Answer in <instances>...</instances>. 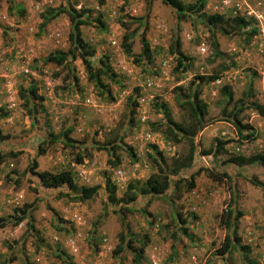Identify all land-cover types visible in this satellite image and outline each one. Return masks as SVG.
I'll use <instances>...</instances> for the list:
<instances>
[{
    "label": "rangeland",
    "instance_id": "rangeland-1",
    "mask_svg": "<svg viewBox=\"0 0 264 264\" xmlns=\"http://www.w3.org/2000/svg\"><path fill=\"white\" fill-rule=\"evenodd\" d=\"M57 7L88 9L91 23L80 26L81 37L94 49L93 68H100L98 59L106 56L115 74L116 81L100 75L111 98L88 79L78 57L61 66L43 61L49 52L64 51L69 44L65 13L42 25V14ZM202 12L255 16L257 33L248 41L244 34H223L195 13L178 21L162 0H103L102 4L97 0H0V217L7 218L23 203L35 202L31 229L28 220L17 225L7 221L0 227V264H132L128 248L112 255L121 222L127 224L133 245L145 241L141 264H264V167L222 162L229 154L249 155L264 148V119L250 109L242 111V120L252 125L256 137L241 140L225 117L232 103L226 104L220 92L227 85L232 100L243 99L251 81L252 99L264 103V0H206ZM121 22L127 24V32H133L129 54L120 44ZM142 31L151 51L150 63L134 61L140 54ZM175 42L189 64L182 73L175 67ZM227 64L218 79L200 86L208 123L193 138L196 146L190 165L171 175V180L180 179L177 189L172 192L171 185L163 195L142 194L145 179L155 171L149 158L151 145L161 152L167 168L188 150L185 139L174 143L163 137L164 119L154 103H165L171 117L179 120L183 112L175 103V88L187 92L193 76L214 74ZM30 85L41 97L31 115L18 92ZM133 87L138 88L137 106L130 114L127 98L133 96ZM66 128L74 140L69 145L61 139L46 141L49 131L56 134ZM216 140L226 141L221 153L199 154ZM106 142L120 145L115 149V165L105 149H97ZM127 145L134 156L124 148ZM38 148L43 152L38 154ZM32 158L35 170H68L77 186L98 185L96 194L70 201L59 196L65 187L43 188L27 171ZM199 167L219 179L201 171L188 190L185 179ZM221 172L226 176L218 175ZM105 178L115 185L117 197L128 183L134 185L136 198L127 205L130 211L122 203L107 202ZM227 206L240 213L236 234L239 246L246 249L234 245L221 256L216 249L226 229L219 214ZM174 212L184 219L185 233ZM59 219L68 232L57 229ZM58 251L66 254L64 260L57 258Z\"/></svg>",
    "mask_w": 264,
    "mask_h": 264
},
{
    "label": "trees",
    "instance_id": "trees-1",
    "mask_svg": "<svg viewBox=\"0 0 264 264\" xmlns=\"http://www.w3.org/2000/svg\"><path fill=\"white\" fill-rule=\"evenodd\" d=\"M165 4L170 6L175 14L176 20L183 19L189 13H195L200 17L202 22L206 24L208 27L217 29L219 32L223 34H238L243 35L246 41L250 39L255 33H257V28L255 27L256 17L255 16H243V15H235V16H226L222 13H210L205 14L202 12V9L206 3V0H194L190 3H184L182 0H162ZM99 4L103 3V0H97ZM65 13L68 18L69 28L67 32V39L69 41L68 47L66 50H54L49 52L44 57L45 63H51L55 66L61 65H69L75 58H79L82 65L84 66L88 79L96 86L102 93L111 98V92L106 87L104 83L101 82L100 75H105L111 81L115 80V74L111 70L109 66L106 56H101L98 59L101 64L100 68H93L90 57L94 53V49L83 40L80 33V26L89 25L91 23V19L89 18L88 9H75L73 7H57V8H48L45 14H42V25H45L50 19L55 18L58 14ZM96 21L100 23L98 17H96ZM121 27L124 29V33L121 37V46L125 53H130V40L133 36V32H127V24L121 22ZM226 27H230L229 30ZM247 28V30H244ZM143 29V28H142ZM249 29V30H248ZM243 30V31H242ZM144 32L142 31L140 34V54L139 56L134 57V61L145 63H150L151 61V51L149 49V45L147 40L144 37ZM178 44L175 42L174 51L176 52L175 56V67L179 70V73L187 70L189 68L188 60L185 55L177 50ZM137 59V60H136ZM230 65H224L214 74L211 75H203L198 74L193 76L188 83L187 92L181 89L180 86L175 88V103L179 109L182 110L183 114L179 118V120H175L171 117L170 112L163 102H155L154 106L159 109L162 113V117L164 119V129L162 130L163 137L166 140L172 141L174 143L180 142L181 139H185L188 143L187 154L182 158H177L174 160V166L167 168V164L165 163V159L161 152L157 150L154 145H151V150H153L152 154H149V158L155 166V171L148 175V177L144 181V187L141 189L142 194H151L153 196H159L166 193L167 189L171 188L172 192L177 189V185L180 179L171 180V175H176L178 171L182 168H186L190 165L193 153L195 150V143L193 138L195 135L208 123V120L205 119L206 115V103L202 100L200 96V86L203 83L213 81L218 79L220 76V72L225 70ZM74 81L76 78L73 76ZM19 96L22 99V106L24 107L27 114H32L33 107L36 105V101H40L41 97L37 95V89L35 86L30 85L26 89L20 88L18 90ZM132 92L134 93L131 98H127L129 100V104L131 105L130 114L134 113V109L137 106V102L135 96L137 95L138 88L133 87ZM221 94H223L225 98V103H232V107L230 111L225 115L226 119H229L238 134V138L244 141H252L256 137V133L251 124H249L246 120H242L240 114L244 110H252L259 117L264 119V103H259L252 99L251 93V81L249 82V86L245 91V95L243 99H238L236 101L232 100V93L229 90L227 85H223L220 88ZM223 113V110L222 112ZM222 119V118H219ZM70 128H66L60 133L53 134L51 131L48 132V138L46 141L48 143L53 142L57 139H61L63 144L69 145L74 140H72L68 135L70 133ZM59 135V137H58ZM120 141V140H119ZM226 141L216 140V143L212 148L199 150V154L201 155H216L223 151V147ZM120 145L118 143L106 142L105 144H101L97 146V149H105L108 154L112 157V165L118 163V158L115 155V149L119 148ZM127 152L130 156H134L132 148L130 146H125ZM43 149L38 148V154L42 153ZM80 157L77 158V162H80ZM2 162V156L0 154V163ZM109 162V161H108ZM223 163H230L235 166H243L250 164H259L264 167V148L258 152L243 155V154H229L222 161ZM37 166L36 160L31 159V162L27 166V171L32 176H34L39 184L43 188L47 189H60L61 187H65L63 192H59V196L66 197L70 201H83L92 198L97 191L98 185L85 186L80 185L77 186L72 178L70 171L68 170H59L55 172H51L48 170H35ZM203 171L209 178L218 180L219 176L215 173L211 172L207 168L199 167L195 171L189 173L187 178L185 179L187 189H191L194 186V176L199 172ZM220 176H226V173L221 172L218 173ZM254 184H257L261 187L262 184L253 181ZM104 190L105 197L108 203L116 205L123 204L124 209L130 211L127 205L134 201L136 198V190L132 183H128L123 191L121 197L116 196V187L115 185L108 179L105 178L104 181ZM179 195L176 194V197ZM263 196H264V187H263ZM34 203H23L18 207H14L12 209V213L7 216V218L0 217V227L6 225V222L9 221L12 225H17L23 220H28L27 226L29 229L32 228L31 219V211L34 209ZM52 212L53 210L50 209ZM144 212V211H143ZM55 213V212H53ZM146 214V212H145ZM240 215L239 212H235L232 207L227 206L225 209L221 211L219 214L220 222L223 227L226 229V232L223 236V240L220 243L219 247L216 249V253L219 255H224L229 252L235 246H239V237L236 234V220ZM175 221L179 223V226L182 232H186L187 228L184 225V219L180 218L179 212H174ZM56 227L59 231L68 232L69 228L63 225V220H58L56 223ZM122 229L117 234V243L112 248V255H118L124 248L130 249L132 253V264H141V259L143 257L145 241L138 240V245H133V241L127 235L128 228L127 224L121 222ZM182 226V227H181ZM71 229V227H70ZM242 250H245V247H240ZM57 258L61 261L64 260L66 254L62 251H58L56 253ZM70 263V262H69Z\"/></svg>",
    "mask_w": 264,
    "mask_h": 264
},
{
    "label": "built area",
    "instance_id": "built-area-1",
    "mask_svg": "<svg viewBox=\"0 0 264 264\" xmlns=\"http://www.w3.org/2000/svg\"><path fill=\"white\" fill-rule=\"evenodd\" d=\"M250 13V12H249ZM141 120H143L144 118L143 117H140Z\"/></svg>",
    "mask_w": 264,
    "mask_h": 264
}]
</instances>
